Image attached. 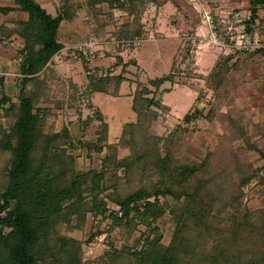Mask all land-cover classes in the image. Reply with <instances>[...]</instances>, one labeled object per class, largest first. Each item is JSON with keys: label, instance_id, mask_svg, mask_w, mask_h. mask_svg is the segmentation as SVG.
<instances>
[{"label": "trees", "instance_id": "obj_1", "mask_svg": "<svg viewBox=\"0 0 264 264\" xmlns=\"http://www.w3.org/2000/svg\"><path fill=\"white\" fill-rule=\"evenodd\" d=\"M146 2L61 0L52 14L38 0H0V17L6 16L0 23V46L10 47L9 41L20 39L13 55L18 72L6 69L0 75V152H8L0 169L5 181L0 190V264H82L80 241L63 233L61 226L79 227L88 212L102 220L110 217L112 227H145L134 244L121 248L112 245V250L101 257V264H264V205L251 208L245 200V187L252 181L264 186L262 124L254 123L250 134L235 117L221 113L232 129L231 139H243L262 163L246 157L241 145L237 152L230 149L227 154L207 147L202 160L185 149L188 134L195 128L192 124L200 118L214 121L220 102L242 81L243 68L251 61L236 57L239 50L219 54L205 75L216 78V100L210 101L206 111L194 103L166 134L154 132L152 125L171 108L150 95L151 86L159 89L165 81L179 82L174 79L175 73L150 78L136 89L132 107L137 118L124 124L119 137V142L130 149L123 157L115 143L107 144L109 125L99 109L95 118L85 119L87 123L96 119L95 148L101 152L108 146L98 167L76 168V158L69 153L73 139L68 126L60 131L44 129L52 109L39 102L46 100L47 83L53 78L46 76L45 69L66 45L59 34L61 22L73 21L86 4V20L91 17L99 26L102 4L107 3L110 9L126 5L133 19L119 26L120 42L115 44L116 49L123 50L129 45L124 40L147 35L141 22ZM261 6L264 0H252L250 15L239 22L246 32L259 30L264 40V17L258 15ZM231 32L222 31L226 41ZM254 51L264 53L263 48ZM122 60L119 55V62ZM96 70L101 71L99 67ZM187 74L190 76L191 71ZM10 76L15 81L14 94L6 91V78ZM125 79L123 73L90 74L86 91L108 93L112 84L118 95ZM109 170L113 183L108 185ZM166 211L175 224L168 243L163 241L158 224ZM101 232L97 228L90 238Z\"/></svg>", "mask_w": 264, "mask_h": 264}, {"label": "rangeland", "instance_id": "obj_2", "mask_svg": "<svg viewBox=\"0 0 264 264\" xmlns=\"http://www.w3.org/2000/svg\"><path fill=\"white\" fill-rule=\"evenodd\" d=\"M86 14L78 18L80 32L82 33V37L79 39L80 41H76L74 44L67 43V46L83 43L86 41L88 35L96 36L100 40L117 37L119 24H115L111 28L107 27L108 29L105 30L106 32H100V28H97L95 25L96 22L91 17L86 20ZM261 15H264V11ZM104 18L105 17H102L103 20ZM2 19H4L3 16L2 18L0 17V23ZM86 25L88 27L84 28ZM239 25L240 23L237 26L236 24L233 25L234 30L230 33V36L234 37V39L236 38V41L239 40L240 35L243 33L241 31L243 26L241 28H235L240 27ZM151 31L154 32V36L151 39H147L148 29L145 40L141 43H136V45H126L123 50L116 49L115 45L112 43L107 48L100 47L101 50L99 55L93 62L86 60L85 63L83 62V58H75L68 54L65 55L64 53L49 61L45 73L46 76L52 75L53 78H49L47 83V89L45 90L46 100L42 99L39 102V104L41 103L52 109L51 113L47 116L44 129L45 131H60L64 126L70 128L73 146L69 149V153L75 156L77 169L88 170L92 167H98L101 163V156L108 150V146H105L104 150L101 152L95 148L98 137L94 127L96 119L89 121V123L85 121L87 117L95 118L97 109L102 112L104 120L107 121L109 125L107 144L115 143L119 149L120 157L130 152L128 146L119 142V137L124 124L134 121L137 118V114L132 107V99L134 91L141 88L142 85L147 83L150 79L144 75V71L152 78L173 71L175 73L174 79L179 80V82L175 83L165 81L159 89H155L154 86H151L153 92L150 95L161 98L163 103L171 105V110L161 113L159 118L154 121L152 125V130L154 132L166 134L177 121L181 120L182 116L194 103L206 111L210 101L216 100V78H207L205 75H207L215 65L216 60L219 58V53L227 55L231 51L234 52L236 50L243 52L255 50L254 48H221L218 45H212L209 42V33L202 34V36L199 37V42H196L194 37L189 38L192 34H180L181 39H184L186 45L178 48L176 40L172 38L164 39V37L158 35V32L156 33L154 30ZM114 32L116 33L113 34ZM255 33H258V36H262L259 30ZM12 40H14V42L11 44L9 43L12 48H9L8 51L13 56L16 53V48L19 45L20 39L15 37ZM67 40L71 42L75 39L71 38ZM190 40H192V42H190ZM187 42L192 44L188 46ZM1 47L2 46H0V49L8 48V46ZM182 51L188 52V55L182 57ZM119 55L123 59L121 63L119 62ZM192 58L194 62H192ZM173 59H176L174 66L172 65ZM6 60L0 55V75L2 71L6 70L3 68ZM12 62L13 61H11L12 68L7 71L15 74L18 72V62L17 60L15 61L16 63ZM89 65L99 67L101 70L99 72H103V74L109 73L114 75L123 73L126 79L122 81L118 89L119 91H117L118 95L114 94L115 88L112 84L109 85L108 93L103 91L88 93L86 91L90 75L87 69ZM263 68V58L257 60L255 64H249L248 67L245 64L243 68L245 74L241 79L242 81L234 91L229 92V96L224 102H220V112L215 118V122H210L206 118H200L197 122L192 124L195 128L188 134V142L185 148L192 157L202 159V157L205 156L207 147L214 151H218V154H227L230 152V149L237 152L238 147L241 145L244 148L246 157L262 163V160L259 161V154L255 150L248 149L243 139H231L233 136L232 129H229L228 119H224L221 113L225 115L230 114L232 117H235L237 124L241 123L244 129H246V132L253 134L255 115L258 114V118L260 119L258 121H260V123L261 120L264 122V108L262 111H259L261 109L258 110L257 107H264V93L260 91H264ZM188 70L191 71L190 76L187 74ZM198 73H201V75ZM191 81H194L196 86H191L193 85L190 84ZM245 81H247L248 84ZM245 85L253 89L251 94L254 98L248 100L247 98L245 99L241 98L242 96H238L240 94H245V90L243 89ZM257 88H259L258 92H255ZM163 89L172 90L165 91ZM15 91V83L13 86L7 88L9 94H14ZM198 95H200L199 98ZM253 109L255 112L250 118V111ZM2 112L0 107V119L2 117ZM182 124L183 126L186 125L184 122ZM212 124L213 131L212 129H210V131L209 126ZM200 130L204 131L206 135H208L209 131L211 132L210 141H206L203 146L200 145L201 147L192 141L195 139L199 140L200 137L197 135L200 134L198 133ZM235 130H238V128ZM260 141H264V139L260 138ZM7 157L8 152H0V169H2ZM112 174L113 172L110 170L107 173L108 185L113 183ZM4 184V177L0 173V190L4 187ZM245 189L247 191L245 200H247L251 208L264 205V186L257 184L256 180H254L247 185ZM109 191L110 190H107V192ZM111 205L114 204L111 203ZM73 218L75 222L76 215H74ZM170 218L169 211H166V213L158 219V224L162 229L163 241L165 243L170 241L175 225ZM97 228L102 229V232L90 238L91 232L95 231ZM142 229H145V227L129 228L123 225L112 227L110 217L106 220H102L101 216L94 217L91 212L87 213L85 221L81 223L79 227L76 225L73 227H67L66 225L61 226V231L63 233L73 236L80 241L82 264H101V257L106 256V251L112 250V245L121 248L125 244H134Z\"/></svg>", "mask_w": 264, "mask_h": 264}, {"label": "crops", "instance_id": "obj_3", "mask_svg": "<svg viewBox=\"0 0 264 264\" xmlns=\"http://www.w3.org/2000/svg\"><path fill=\"white\" fill-rule=\"evenodd\" d=\"M38 1L40 2V4L43 7H45L52 14L56 13L58 6L61 3V0H38ZM251 6H252V0H147V2L145 4L144 11L142 13L141 22H142V24L146 30H148V29L154 30L156 33L157 32L159 33L158 35L164 37V39L172 38L173 40H176L177 46L179 48L181 46L186 45L184 39L183 38L181 39V37H180L181 35L192 34V36H190L189 38L194 37L195 41L199 42L200 41L199 37L202 36V34L209 33V27L204 20V16H205L206 11H211L213 16L217 20L225 19V20H228V25L231 23L233 25L236 24V26H237L238 22L241 21V19L243 17L250 15ZM102 8L104 11V13L101 14V18H100V22L102 24L99 23V26H98V23H95V25L98 26V28H100V32L105 31L108 28L113 27L115 24H119V26H120L122 23L132 22L133 14L129 12V8L126 5L122 6V7H115V8L110 9L108 4L104 3V4H102ZM263 11H264V6L259 7V10H258L259 17H264V15H261V13ZM235 12L240 13V16L238 19L234 17ZM86 13H88V12H87V6L85 4L81 9H79L77 18H75L73 21L63 20L61 22L60 28H59V34H60L61 41H63L64 44H67V43H73L74 44L76 41L77 42L80 41L79 39H81L82 33L80 32V28H79L80 26L78 23V21H79L78 18H79V16L86 14ZM17 15H18V17H20L21 13L18 12ZM14 16H16V15H14ZM102 17H105L104 20L102 19ZM1 18H2V16H1ZM3 18L5 19L6 16H3ZM4 19H2L1 23L4 21ZM90 24L92 26H94L92 23H90ZM239 26L240 27H235V28H241L244 25L240 24ZM87 27H88L87 25L84 26V28H87ZM176 29H178V30H176ZM233 30H234V28H233ZM176 31H178V32H176ZM233 33H234V31H233ZM70 37L72 39H75V40L71 41V42L68 41L67 39H71ZM13 42H14V40H11L8 43L11 44ZM190 42H192V40H190ZM187 43L189 46V42H187ZM19 44H20V42H19ZM3 47L4 46H2L1 48H3ZM9 48H12V47H8V48L6 47V49H0V55L5 60L7 59L5 62V65L3 67L4 69H11L12 68L11 61H13V62L16 61V59L8 51ZM182 52H183L181 54L182 57H184L185 55L186 56L188 55V52H186V51H182ZM219 54H221V53H219ZM236 57L247 58L251 61L250 64H252V63L255 64L257 60L262 59V54H255V51H252V50L249 52L248 51H245V52L239 51V54L236 55ZM8 62H10V63H8ZM173 62H174V59H173ZM173 62H172V65H173ZM145 72L146 71H144V75L146 77L152 78V77L148 76L147 73H145ZM263 75H264V72H263ZM245 82H247V81H245ZM14 83H15V81H14L13 77H7L6 78V85H5L6 91H7V88H9L10 86H13ZM243 84H244V81H243ZM247 84H248V82H247ZM243 89L245 90L246 95L239 93L240 94V95H238L239 97L242 96L241 98H245V99L247 98L248 100L250 98H254V96L251 94L253 91L252 88H248L245 85V87ZM258 90H259V88H257V91H255V92H258ZM260 91H261V93H264L263 90H260ZM169 106L171 108V105H169ZM257 107H258V110L261 109L259 111H262V109L264 108L263 106L261 108L259 106H257ZM254 112H255L254 109L250 111V118L253 116ZM255 116L256 117H255L254 123H260V121H258V120H260L258 118L259 117L258 114H256ZM260 124H262V126L264 127V122H262V120H261ZM210 126H211V128H210ZM210 126H209V130L212 129V131H213V124ZM210 131H209L208 135H206L204 133V131L200 130L198 132L200 134L197 135L200 137L199 140L195 139L192 141H194L199 146L200 145L203 146L204 143H206V141L209 142L211 139L210 138L211 137ZM204 135H205V138H204ZM190 144H191V142H190ZM189 145H188V147H189ZM203 158L204 157H202V159ZM195 159L202 160L200 158H195Z\"/></svg>", "mask_w": 264, "mask_h": 264}, {"label": "built area", "instance_id": "obj_4", "mask_svg": "<svg viewBox=\"0 0 264 264\" xmlns=\"http://www.w3.org/2000/svg\"><path fill=\"white\" fill-rule=\"evenodd\" d=\"M240 13L235 12L234 17L239 18ZM205 22L207 23L209 27V42L212 45H218L219 47H235L237 49H251V48H263L264 49V40L261 35L258 36V33H252V32H246L242 29V34L240 35V38L238 41H236V38L230 36V40L226 41L225 37L222 33L224 30L232 31L233 26L230 23L228 25V20L222 19V20H217L211 11H206L205 12V17H204ZM227 24V25H226ZM226 25V26H225ZM221 31V32H220ZM154 36V32L149 30L147 39H151ZM145 37H136L134 39H127L124 40L125 44H131L134 43H141L143 40H145ZM120 40H118L117 37H111L107 40H100L98 37L90 35L86 41L83 43L77 44V45H65L62 49L56 52V54L53 56L54 57H59L62 53L65 55H71L75 58H83L86 59L90 62H93L95 58L99 55V52L101 50L100 47H109V45L112 44H117L119 43ZM63 51V52H62ZM52 58V59H53ZM262 58L264 59V53L262 54ZM51 59V60H52ZM50 60V61H51ZM99 71L96 70V66L94 65H89L88 73L89 74H94L97 75Z\"/></svg>", "mask_w": 264, "mask_h": 264}]
</instances>
